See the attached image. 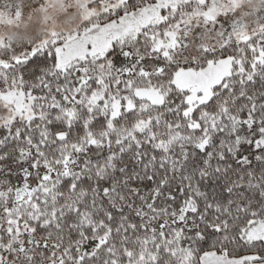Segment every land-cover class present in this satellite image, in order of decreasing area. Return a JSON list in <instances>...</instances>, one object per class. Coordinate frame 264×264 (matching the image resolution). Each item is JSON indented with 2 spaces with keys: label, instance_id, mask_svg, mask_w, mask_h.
<instances>
[{
  "label": "snow or ice",
  "instance_id": "obj_1",
  "mask_svg": "<svg viewBox=\"0 0 264 264\" xmlns=\"http://www.w3.org/2000/svg\"><path fill=\"white\" fill-rule=\"evenodd\" d=\"M0 264H264V0H0Z\"/></svg>",
  "mask_w": 264,
  "mask_h": 264
}]
</instances>
